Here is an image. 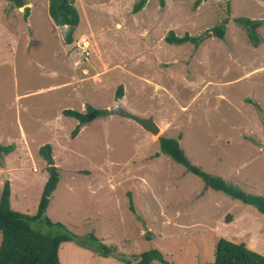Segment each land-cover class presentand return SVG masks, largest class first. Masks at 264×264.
<instances>
[{
	"label": "rangeland",
	"instance_id": "obj_1",
	"mask_svg": "<svg viewBox=\"0 0 264 264\" xmlns=\"http://www.w3.org/2000/svg\"><path fill=\"white\" fill-rule=\"evenodd\" d=\"M24 2L29 9L0 0V144L13 146L11 179L0 166V194L8 180L11 208L35 213L48 176L39 147L49 143L59 181L46 215L110 247L102 256L95 242L67 241L60 263L138 264L141 252L155 248L163 264H205L220 237L264 255V219L251 217L261 212L205 188L158 143L179 138L191 163L264 196V0H146L138 12L139 0H73L80 18L73 37L84 38L87 59L65 43L49 0ZM234 17L263 22L259 46ZM225 20L220 39L214 28ZM169 30L190 34L198 46L166 42ZM119 84L121 103L114 99ZM87 104L109 113L72 138L78 120L62 110ZM117 105L152 116L158 134L113 114Z\"/></svg>",
	"mask_w": 264,
	"mask_h": 264
},
{
	"label": "trees",
	"instance_id": "obj_2",
	"mask_svg": "<svg viewBox=\"0 0 264 264\" xmlns=\"http://www.w3.org/2000/svg\"><path fill=\"white\" fill-rule=\"evenodd\" d=\"M18 7L24 5V0H12ZM73 0H67L66 10L60 9L61 0H50L49 14L59 26L60 32L64 35L67 44L75 41L73 37L74 28L79 24V14L72 4ZM146 3V0H139L132 7L133 12H138ZM163 3V1H161ZM27 15V11H26ZM234 21L245 28L248 40L257 46L261 38L257 33V28L261 25V20L248 17H235ZM225 22L214 28V35L223 39L225 35ZM165 41L171 44H182L192 42L198 46V40L190 34L177 36L173 30H169L164 37ZM114 99L120 103L123 99V85L119 84L115 90ZM125 101V100H124ZM250 102V100L247 99ZM62 113L66 116L75 117L77 125L71 132V137H75L85 123L98 117L106 116L109 110L97 108L87 104L84 112L74 109H64ZM159 152L163 153L174 161L183 164L186 169L199 176L205 184V188H212L224 192L232 198L239 199L243 203L251 204L258 211L264 213V197L252 193H247L241 188L228 183L219 175L210 174L203 171L199 166L191 163L184 150L181 148L179 138L160 136L158 138ZM12 145L1 146L4 154L12 150ZM39 153L48 162V177L43 185V189L34 214L23 213L11 208L9 202L10 185L9 181H4L0 194V264H61L59 260V246L63 242L74 241L82 246H89L88 242H95V252L105 256L110 253V247L103 244L93 233L88 237L80 238L71 232L61 222H54L46 215V208L49 204V196L55 189L59 181L57 166L52 164L51 145L49 143L39 147ZM130 208L134 210L130 200ZM230 218V215H227ZM227 218V219H228ZM45 225L46 228H42ZM88 240V241H87ZM102 250V251H101ZM154 260L165 263L160 250L150 249L143 251L137 258L138 264H151ZM205 264H264V255L256 252L243 242H234L224 237L217 239L215 243L214 259Z\"/></svg>",
	"mask_w": 264,
	"mask_h": 264
},
{
	"label": "water",
	"instance_id": "obj_3",
	"mask_svg": "<svg viewBox=\"0 0 264 264\" xmlns=\"http://www.w3.org/2000/svg\"><path fill=\"white\" fill-rule=\"evenodd\" d=\"M66 1L67 0H61L60 6H59L60 9L66 10V8H65ZM111 112L113 114L134 120L143 129H145L146 131L150 132L153 135H156L159 132V129H160L159 125L154 121L152 116H147V117L138 116L136 114H133V113L127 111L121 105H117L114 108H112ZM51 162L53 164L54 160L52 159ZM0 166L3 169L4 178L7 179L8 175H7V171H6L4 153L1 149H0Z\"/></svg>",
	"mask_w": 264,
	"mask_h": 264
},
{
	"label": "crops",
	"instance_id": "obj_4",
	"mask_svg": "<svg viewBox=\"0 0 264 264\" xmlns=\"http://www.w3.org/2000/svg\"><path fill=\"white\" fill-rule=\"evenodd\" d=\"M49 4H50V0H49ZM27 6H30V2H25L24 5L18 7V9L21 10V8L24 7V8H26V10H27V9H29V8H27ZM48 13H49V5H48ZM49 15H50V14H49ZM50 17H51V15H50ZM51 19H52V21L54 22V24L56 25L54 19H53L52 17H51ZM251 19H253V18H251ZM257 20H260V19H257ZM262 20H263V19H262ZM263 22H264V21H263ZM263 22H261V24H262ZM78 25H80V23H79ZM260 26H262V25H260ZM260 26H259V27H260ZM263 26H264V25H263ZM57 27H58V25H57ZM259 27H258V28H259ZM258 28H257V29H258ZM58 29H59V27H58ZM59 30H60V29H59ZM257 33H258V30H257ZM82 38H83V37H82ZM218 38H219V37H218ZM78 39H79V38H78ZM220 39H221V38H220ZM80 40H81V38H80ZM77 41H79V40H76L75 42L77 43ZM261 42H262V41H261ZM261 42H260L257 46H259V45L261 44ZM73 45H75V44H73ZM83 45H86V44H83ZM251 45H252V44H251ZM253 46H254V45H253ZM257 46H254V47H257ZM261 48H262V47H261ZM261 48H260V49H261ZM72 52H73V51H71V53H72ZM87 52H88V49H87ZM67 53H70V52H67ZM79 53H80V52H79ZM88 54H89V52H88ZM88 54H87V55L84 54L85 59H87ZM190 78H192V77H190ZM210 82L213 83L212 80H207V81H205V84H204V85L207 84V85L205 86L206 88H207L208 86L212 85V84H209ZM247 99L250 100L249 98H246V100H247ZM122 100H123V99H122ZM120 103H121V102H120ZM66 109H71V108H66ZM63 110H64V109H63ZM63 110H62V111H63ZM74 110H76V109H74ZM78 111H80V112H84L85 109H84V110H78ZM62 114H63V113H62ZM63 115H64V114H63ZM64 116H66V115H64ZM67 117H71V116H67ZM73 118H75V117H73ZM75 119H76V118H75ZM81 129H82V128H81ZM0 145H1V144H0ZM7 145H8V144H7ZM7 145H6V146H7ZM6 155H7V154L4 155L5 164L9 165V164H10V161L7 160ZM54 162H55V161H54ZM56 165H57V163H56ZM6 171H7V170H6ZM2 172H3V170H2ZM2 172H1V173H2ZM58 172H59V171H58ZM10 173H11V172H7L8 179H11V177H10ZM47 177H48L47 175H46V177H44L45 180H46ZM222 178H223V177H222ZM1 185L3 186V182L1 183ZM204 189H205V188H204ZM221 192H222V191H221ZM223 193H224V192H223ZM247 193H250V192H247ZM256 193H258V192H256ZM256 193H252V194H256ZM256 195H261V193H260V194H256ZM261 196H263V195H261ZM263 197H264V196H263ZM234 199H235V198H234ZM241 202H242V201H241ZM244 204H246V203H244ZM246 205H251V204H246ZM252 206H253V205H252ZM236 208H238V206H237ZM228 215L231 216V215H233V214H228ZM251 217H252V218H256V219H260V218H261V219H264V213L261 212V215H260V214L251 215ZM227 218H228V217L225 216V219H226V220H230L231 217L228 218V219H227ZM228 222H229V221H228ZM226 239H227V238H226ZM228 240H230V239H228ZM231 241H232V240H231ZM234 242H235V241H234ZM63 243H64V242H63ZM243 243H244V242H243ZM245 244H246V243H245ZM246 245H247V244H246ZM247 247H249V246H247ZM249 248H250V247H249ZM250 249H251V248H250Z\"/></svg>",
	"mask_w": 264,
	"mask_h": 264
},
{
	"label": "built area",
	"instance_id": "obj_5",
	"mask_svg": "<svg viewBox=\"0 0 264 264\" xmlns=\"http://www.w3.org/2000/svg\"><path fill=\"white\" fill-rule=\"evenodd\" d=\"M83 41H84V38H81V40H79L77 43H76V47L77 48H80V54L81 55H87L88 54V52H87V50H86V47L85 46H83V44L81 45V43H83Z\"/></svg>",
	"mask_w": 264,
	"mask_h": 264
},
{
	"label": "clouds",
	"instance_id": "obj_6",
	"mask_svg": "<svg viewBox=\"0 0 264 264\" xmlns=\"http://www.w3.org/2000/svg\"><path fill=\"white\" fill-rule=\"evenodd\" d=\"M234 18H235V17H234ZM248 18H249V17H248ZM224 36H225V35H224ZM72 44H75L74 47H75L76 50H78V48L76 47V42L74 41ZM252 45H253V44H252ZM86 50H87V47H86ZM87 123H88V122H87ZM85 124H86V123H85ZM83 126H84V125H83ZM83 126H82V127H83ZM82 127H81V128H82ZM80 130H81V129H80ZM4 155H5V154H4ZM53 164H54V163H53ZM2 170H3V169H2ZM252 250H253V249H252Z\"/></svg>",
	"mask_w": 264,
	"mask_h": 264
}]
</instances>
